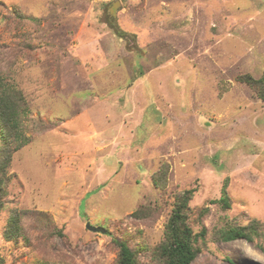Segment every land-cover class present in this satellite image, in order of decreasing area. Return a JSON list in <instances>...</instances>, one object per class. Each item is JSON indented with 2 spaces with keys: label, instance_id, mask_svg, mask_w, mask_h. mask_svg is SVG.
Returning <instances> with one entry per match:
<instances>
[{
  "label": "rangeland",
  "instance_id": "374dc122",
  "mask_svg": "<svg viewBox=\"0 0 264 264\" xmlns=\"http://www.w3.org/2000/svg\"><path fill=\"white\" fill-rule=\"evenodd\" d=\"M263 72L264 0H0V87L27 106L2 264H118L117 241L165 264L186 192L191 264H264V100L242 79Z\"/></svg>",
  "mask_w": 264,
  "mask_h": 264
},
{
  "label": "trees",
  "instance_id": "16d2710c",
  "mask_svg": "<svg viewBox=\"0 0 264 264\" xmlns=\"http://www.w3.org/2000/svg\"><path fill=\"white\" fill-rule=\"evenodd\" d=\"M16 17H23L21 13H16ZM125 34L124 32L121 35ZM258 96L264 100V72L260 78L255 79L250 75L242 77ZM11 92L4 87H0V211L3 207V188L8 180L7 167L10 161L11 152L17 150L25 143L26 136L21 125V118L27 113L25 99L19 93L12 98ZM157 184V181H154ZM225 185L222 188V195L219 202L223 207H229V197ZM189 194L186 192L183 199L175 201V205L167 222L166 238L160 246V256L165 264H191L198 250L193 241L196 236L187 224L186 211ZM22 211L11 210L3 230V237L6 240H17L22 234L21 219ZM255 227L249 226H230L223 233L227 239L244 238L252 240V233ZM203 233L201 232L200 235ZM119 250L117 256L118 264H140L136 253L124 241H117ZM232 260V256L228 257ZM0 264L2 260L0 259Z\"/></svg>",
  "mask_w": 264,
  "mask_h": 264
},
{
  "label": "water",
  "instance_id": "95a60500",
  "mask_svg": "<svg viewBox=\"0 0 264 264\" xmlns=\"http://www.w3.org/2000/svg\"><path fill=\"white\" fill-rule=\"evenodd\" d=\"M119 2L116 1L112 8L110 9L111 11H114L116 5L118 4ZM86 228L91 230V231H94V232H97V231H100V232H105V229L103 227H98V226H92L89 222L86 224Z\"/></svg>",
  "mask_w": 264,
  "mask_h": 264
}]
</instances>
